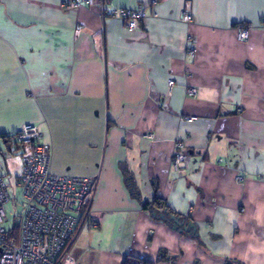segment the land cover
<instances>
[{"label": "crops", "instance_id": "crops-1", "mask_svg": "<svg viewBox=\"0 0 264 264\" xmlns=\"http://www.w3.org/2000/svg\"><path fill=\"white\" fill-rule=\"evenodd\" d=\"M61 1L0 0V141L33 124L52 173L95 181L75 263L264 264V0H157L136 30L110 12L149 0Z\"/></svg>", "mask_w": 264, "mask_h": 264}, {"label": "built area", "instance_id": "built-area-1", "mask_svg": "<svg viewBox=\"0 0 264 264\" xmlns=\"http://www.w3.org/2000/svg\"><path fill=\"white\" fill-rule=\"evenodd\" d=\"M93 1L62 0L61 7L65 10L91 7ZM156 2H140L135 7L115 8L110 13L126 29L136 30L146 18V9ZM181 20L190 22L187 10ZM248 34L247 28L243 27L237 34V40L244 41ZM193 52L194 46L186 50L189 56ZM171 85L172 80L169 81ZM187 91L191 95L197 92L192 87ZM185 120L189 122L195 117L190 116ZM16 133L15 144L21 151V169L15 182L17 194L11 195L0 173V264H76L70 248L76 236L78 220L90 227L97 226L89 211V198L95 181L89 177L52 173L51 148L41 141L42 133L37 126L27 123ZM173 149L171 168L176 174L183 173L188 163L184 142L176 141ZM9 203H13L17 210L14 224L7 228L5 207Z\"/></svg>", "mask_w": 264, "mask_h": 264}, {"label": "rangeland", "instance_id": "rangeland-1", "mask_svg": "<svg viewBox=\"0 0 264 264\" xmlns=\"http://www.w3.org/2000/svg\"><path fill=\"white\" fill-rule=\"evenodd\" d=\"M10 146H6L0 141V172L3 179L8 185V190L11 195L17 194L15 188L16 177L20 172L21 156L20 149L17 148L15 140H11ZM17 207L13 203L7 204L5 207V214H7L8 221L5 223L7 228L12 227L14 224L15 213Z\"/></svg>", "mask_w": 264, "mask_h": 264}, {"label": "trees", "instance_id": "trees-1", "mask_svg": "<svg viewBox=\"0 0 264 264\" xmlns=\"http://www.w3.org/2000/svg\"><path fill=\"white\" fill-rule=\"evenodd\" d=\"M17 134V133H16ZM16 134H12V135H8V134H4L1 135V140L3 142L4 145L6 146H10V142L11 140H15ZM17 148H19L17 146ZM134 190H130L131 195H134ZM142 209L144 210H149L152 214V216L156 219L160 218V215H162V219L163 221H165L170 227L173 226V221L171 219H169L170 215H174L177 219H179L181 222L182 220L187 223V221L184 218H180L178 215H176L171 209H169L168 207L165 206V204L163 203V201L161 199H154L152 202L146 201L144 203H142ZM175 230H178L180 233L189 235L190 237L192 236V233L188 230V229H184L183 225L176 227ZM227 264H240L238 262L235 261H228L226 260ZM123 264H155V262L152 261H146L144 259H141L139 257H133V256H126V258L123 261Z\"/></svg>", "mask_w": 264, "mask_h": 264}, {"label": "water", "instance_id": "water-1", "mask_svg": "<svg viewBox=\"0 0 264 264\" xmlns=\"http://www.w3.org/2000/svg\"><path fill=\"white\" fill-rule=\"evenodd\" d=\"M160 218H162V215H160ZM169 219H171L173 221V228L175 229L176 227L182 226L184 227V229H192L194 230V226L191 222H187L185 223L183 220L182 222L177 219L174 215H170Z\"/></svg>", "mask_w": 264, "mask_h": 264}]
</instances>
